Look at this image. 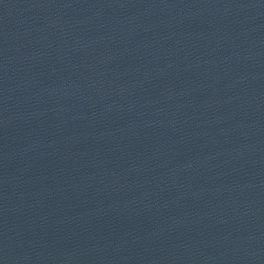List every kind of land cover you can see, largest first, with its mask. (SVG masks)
Returning <instances> with one entry per match:
<instances>
[{
	"label": "water",
	"instance_id": "1",
	"mask_svg": "<svg viewBox=\"0 0 264 264\" xmlns=\"http://www.w3.org/2000/svg\"><path fill=\"white\" fill-rule=\"evenodd\" d=\"M0 264H264V0H0Z\"/></svg>",
	"mask_w": 264,
	"mask_h": 264
}]
</instances>
